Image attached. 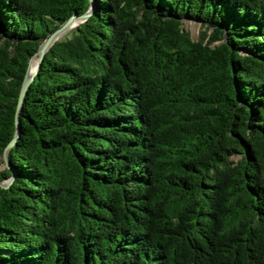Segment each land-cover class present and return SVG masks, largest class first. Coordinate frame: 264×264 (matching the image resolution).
Here are the masks:
<instances>
[{
	"label": "trees",
	"instance_id": "16d2710c",
	"mask_svg": "<svg viewBox=\"0 0 264 264\" xmlns=\"http://www.w3.org/2000/svg\"><path fill=\"white\" fill-rule=\"evenodd\" d=\"M89 6L0 0V264H264V0H93L16 132Z\"/></svg>",
	"mask_w": 264,
	"mask_h": 264
},
{
	"label": "water",
	"instance_id": "95a60500",
	"mask_svg": "<svg viewBox=\"0 0 264 264\" xmlns=\"http://www.w3.org/2000/svg\"><path fill=\"white\" fill-rule=\"evenodd\" d=\"M89 2H90V6L86 11H84L81 14H72L71 16L66 18L62 23H60L57 27L51 30L47 35L40 38L41 40L40 45L38 49L36 50V52L30 57L28 66L26 68L24 77L20 85L18 99L16 103V113H15L16 132L18 130V112H19V109L21 108L24 94L30 82L34 78V75L38 71V68L41 64V61L43 60L46 50L56 39L62 37L72 26H74L73 23L76 22L75 24H78L79 22H81L82 20H84L86 17L89 16L93 8V0H89ZM34 57L36 58L35 65L33 66V68H31V62ZM14 140H15V136L8 142L2 154L3 162L5 166L8 168H11V167H10V164L7 158V149L14 143ZM9 182H10V179L7 180L6 182H0V184L3 186H6L8 185Z\"/></svg>",
	"mask_w": 264,
	"mask_h": 264
},
{
	"label": "rangeland",
	"instance_id": "374dc122",
	"mask_svg": "<svg viewBox=\"0 0 264 264\" xmlns=\"http://www.w3.org/2000/svg\"><path fill=\"white\" fill-rule=\"evenodd\" d=\"M74 26H72V27H74ZM183 27L190 33V35L194 39H198L199 36H200L201 31L203 30V27L200 24V22L195 21V20H185L183 22ZM34 60H35V58H34ZM34 60H33V63H34ZM232 158L235 159V160L238 159L239 158V154H236V155L232 156ZM3 165H5L4 162L1 164V166H3Z\"/></svg>",
	"mask_w": 264,
	"mask_h": 264
},
{
	"label": "bare ground",
	"instance_id": "6f19581e",
	"mask_svg": "<svg viewBox=\"0 0 264 264\" xmlns=\"http://www.w3.org/2000/svg\"><path fill=\"white\" fill-rule=\"evenodd\" d=\"M76 23V22H75ZM75 23H73L74 25H76ZM36 59V58H35ZM33 60H34V58H33ZM33 60H32V62H31V68H33V66L35 65V60H34V63H33Z\"/></svg>",
	"mask_w": 264,
	"mask_h": 264
}]
</instances>
